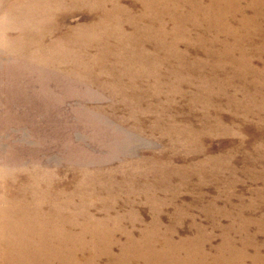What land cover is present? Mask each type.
<instances>
[{"label":"rangeland","instance_id":"obj_1","mask_svg":"<svg viewBox=\"0 0 264 264\" xmlns=\"http://www.w3.org/2000/svg\"><path fill=\"white\" fill-rule=\"evenodd\" d=\"M0 264H264V0H0Z\"/></svg>","mask_w":264,"mask_h":264}]
</instances>
